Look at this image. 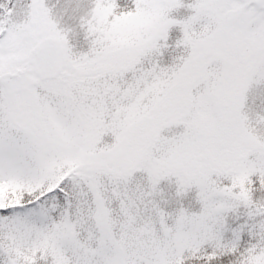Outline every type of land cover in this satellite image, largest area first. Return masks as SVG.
Segmentation results:
<instances>
[{"label":"snow or ice","instance_id":"6c2138e0","mask_svg":"<svg viewBox=\"0 0 264 264\" xmlns=\"http://www.w3.org/2000/svg\"><path fill=\"white\" fill-rule=\"evenodd\" d=\"M0 264H264V0H0Z\"/></svg>","mask_w":264,"mask_h":264}]
</instances>
